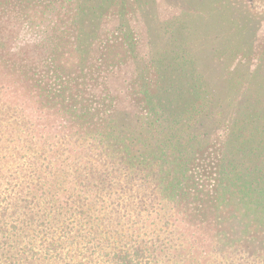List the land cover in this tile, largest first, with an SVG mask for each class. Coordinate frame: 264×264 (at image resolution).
Instances as JSON below:
<instances>
[{"label": "trees", "instance_id": "16d2710c", "mask_svg": "<svg viewBox=\"0 0 264 264\" xmlns=\"http://www.w3.org/2000/svg\"><path fill=\"white\" fill-rule=\"evenodd\" d=\"M0 264H264V0H0Z\"/></svg>", "mask_w": 264, "mask_h": 264}, {"label": "rangeland", "instance_id": "374dc122", "mask_svg": "<svg viewBox=\"0 0 264 264\" xmlns=\"http://www.w3.org/2000/svg\"><path fill=\"white\" fill-rule=\"evenodd\" d=\"M161 13H162V7H161Z\"/></svg>", "mask_w": 264, "mask_h": 264}]
</instances>
